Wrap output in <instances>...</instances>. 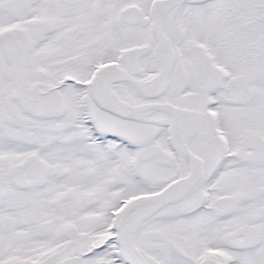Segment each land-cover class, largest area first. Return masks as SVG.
<instances>
[{
    "label": "snow or ice",
    "instance_id": "obj_1",
    "mask_svg": "<svg viewBox=\"0 0 264 264\" xmlns=\"http://www.w3.org/2000/svg\"><path fill=\"white\" fill-rule=\"evenodd\" d=\"M0 264H264V0H0Z\"/></svg>",
    "mask_w": 264,
    "mask_h": 264
}]
</instances>
